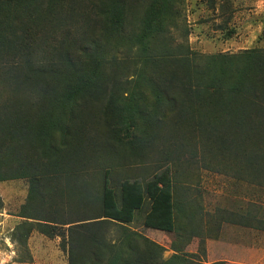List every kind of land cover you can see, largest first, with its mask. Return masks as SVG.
<instances>
[{"label":"trees","instance_id":"obj_1","mask_svg":"<svg viewBox=\"0 0 264 264\" xmlns=\"http://www.w3.org/2000/svg\"><path fill=\"white\" fill-rule=\"evenodd\" d=\"M35 1L0 0V182L30 184L17 241L26 244L35 230L60 236L66 264H203L178 250L162 260L159 245L128 227L147 203L145 229L186 231L178 222L189 216L169 172L144 184L124 180L116 190L107 168L100 179L87 169L103 143L84 127L107 95L126 131L184 130L231 159L257 195L235 221L264 233V48L194 52L182 0H71L66 16L80 30L64 32L56 45L53 29L65 26V15L45 17ZM76 173L84 177L73 188ZM97 185L98 200L89 195ZM110 224L121 229L114 240Z\"/></svg>","mask_w":264,"mask_h":264},{"label":"rangeland","instance_id":"obj_2","mask_svg":"<svg viewBox=\"0 0 264 264\" xmlns=\"http://www.w3.org/2000/svg\"><path fill=\"white\" fill-rule=\"evenodd\" d=\"M37 3L45 17L65 15V26L61 23L53 29L56 45L64 32L73 34L80 30L77 19L66 16L71 0H36L34 7ZM180 11L189 32L188 44L198 54H234L264 48V0H182ZM46 26L44 22L42 30ZM175 38L178 39L177 34ZM118 80L124 84L126 79L119 77ZM99 104L107 108V113L101 106L91 107L84 130L100 136L98 146L103 143V147L98 148L99 154L95 155L92 167L87 169L100 179L101 171L107 168L111 185L116 190L124 180L144 184L167 171L175 187L176 199L189 216V222H178L179 228L186 224V231H178L180 235L145 229L142 211L145 212L148 205L144 203L128 226L131 230L159 245L163 249L162 260H167L178 250L197 256L203 264L218 261L264 264V233L240 226L235 221L234 215L245 214L248 205L257 200V195L245 179L237 177L231 170V159H224L220 151L213 153L216 146L206 145L207 141L199 134L190 138L184 130L170 132L166 129L159 135L149 132L147 136H140L131 129L126 131L119 125L117 103H109L107 95ZM92 176L96 177L95 174ZM71 177L74 188L84 174L76 173ZM63 181L60 180L61 187ZM29 187L28 179L0 182V264H66L67 250L60 245V236L48 238L35 230L28 236L26 244L17 241V235L13 236L22 220L16 215L27 204ZM89 195L98 200V185ZM107 230L109 240L118 238L121 232L119 226L112 224Z\"/></svg>","mask_w":264,"mask_h":264}]
</instances>
